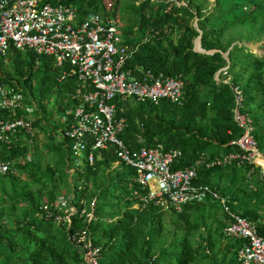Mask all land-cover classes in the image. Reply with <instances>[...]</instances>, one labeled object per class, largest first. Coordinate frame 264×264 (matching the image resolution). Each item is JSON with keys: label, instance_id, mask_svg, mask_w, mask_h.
Wrapping results in <instances>:
<instances>
[{"label": "trees", "instance_id": "16d2710c", "mask_svg": "<svg viewBox=\"0 0 264 264\" xmlns=\"http://www.w3.org/2000/svg\"><path fill=\"white\" fill-rule=\"evenodd\" d=\"M107 1H80L79 13L111 17L120 0L114 4ZM193 3L195 8H189ZM205 3L206 0H189L186 6L142 0L129 8L134 15L120 28L123 40L137 46L128 67L139 65L155 74L177 77L184 83L181 105L166 99L157 104L149 100H116L120 114L128 122L123 134L126 144L132 149L156 143L165 150L177 149L182 157L176 167L188 165L199 153L214 158L236 149L231 142L241 135V130L232 118L230 83L241 87L243 111L251 116L253 136L259 150L264 151V54H253L242 45L225 44L228 31L244 25H250L254 32L252 42L264 37V3L217 0V8L198 19V32L191 19L203 14ZM112 17L121 22L114 14ZM199 35L201 48L215 52L193 50V42ZM226 51L227 59L222 56ZM224 67L231 78L227 83L220 71ZM62 71L52 57L28 50L11 49L6 58H0V80L18 86L27 103L37 104L33 143L25 141L10 149L1 146L0 157L11 161L24 159L36 148V138L41 133L50 140L46 152L52 157L45 174L39 162L24 161L13 164L17 174L0 176V196L8 202L0 205V264H81L72 236L82 229H87L92 243L99 248L101 264H216L219 254L215 248L216 233L212 225H206L209 217L200 206L208 201L219 205L217 201L208 198L201 203H189L181 212L152 202L143 206L147 189L137 182L133 169L122 163L113 165L117 160L114 147L95 151L92 165L84 161L69 172L73 161L71 142L63 136L67 125L61 128L60 141L53 144L55 129L42 121L45 105L51 100L53 110L63 116L79 103L72 98L78 81L70 76L63 78ZM4 118L5 113L0 111V119ZM69 121L68 117L66 122ZM260 175L262 170L249 164L201 169L193 184L207 185L227 197L230 208L253 223L264 237V215L260 214H264V194L251 198L252 191L248 190L251 180L256 187H264L258 181ZM67 177L76 183H69ZM60 183L74 193L75 205L81 199L86 203L94 201V218L90 222L86 223L79 214L85 205L78 208L68 228L43 217L40 207L55 200ZM168 212L174 216L171 224L166 218ZM224 225L225 222L220 236L227 240L222 233ZM200 228L206 237L195 243L192 235ZM227 241L232 243L231 247L218 264H237L239 243Z\"/></svg>", "mask_w": 264, "mask_h": 264}, {"label": "built area", "instance_id": "2783aa9c", "mask_svg": "<svg viewBox=\"0 0 264 264\" xmlns=\"http://www.w3.org/2000/svg\"><path fill=\"white\" fill-rule=\"evenodd\" d=\"M80 1L85 0H0V58H6L11 49L49 56L63 70V78L74 77L79 83L72 94L79 103L64 116L67 128L63 136L71 142L73 161L69 172L84 161L92 165L95 151L114 147L117 160L113 165L122 163L133 169L137 182L147 189L143 206L152 202L181 212L186 204L213 199L227 219L222 229L224 238L239 243L237 264H264V237L255 225L232 210L227 197L207 185L193 184L201 169L249 164L262 170L256 160L264 155L253 136L252 118L243 111L241 87L230 83L232 118L241 130V135L231 142L236 148L233 152L214 158L199 153L188 165L176 167L182 157L177 149L165 150L160 143L132 149L123 139L128 122L120 114L116 100H149L157 104L166 99L181 105L184 83L177 77L155 74L139 65L128 67L137 46L123 40L113 17L79 13ZM226 68L220 70L225 83L231 80ZM36 109V102L27 103L18 86L0 80V111L6 115L0 119V147L10 149L25 141L33 143L37 132ZM138 141L142 138L138 137ZM24 161L31 160L0 157V176L17 174L13 164ZM73 198L70 194L58 195L52 203L42 204L41 214L68 228L78 208L85 205L79 214L86 223L90 222L94 218V201L86 203L81 199L77 206ZM72 242L80 252L81 264H101L100 250L92 243L87 229L74 234Z\"/></svg>", "mask_w": 264, "mask_h": 264}, {"label": "rangeland", "instance_id": "374dc122", "mask_svg": "<svg viewBox=\"0 0 264 264\" xmlns=\"http://www.w3.org/2000/svg\"><path fill=\"white\" fill-rule=\"evenodd\" d=\"M142 0H120L119 8L116 10L114 16L119 19L121 22H117L119 27L121 28L123 24H125V21L129 18L133 17V12L129 10V8L133 5H137ZM152 2L160 1V2H173L176 5H186L188 6L189 0H151ZM201 2L202 0H197ZM217 0H206L205 3V10L203 14H201L200 17L197 15H194V17L191 19V25L193 28L198 30V19L203 18L205 15H210L217 7ZM246 1V0H237V3ZM262 3H264V0H258ZM107 3L114 4L115 0H108ZM196 3H193L189 5V8L194 9ZM112 14V15H113ZM111 15V17H112ZM212 18H209L211 20ZM199 32V30H198ZM254 35V32L251 29L250 25H244L237 28L230 29L225 37V44L227 46L232 45H242L244 46L248 51L252 52L256 55H262L264 54V37L259 42H252L251 38ZM172 37H175V34H173ZM197 39V38H196ZM195 39V40H196ZM194 40V42H195ZM193 42V49H195V45ZM196 49H198L197 43H196ZM228 51V50H227ZM227 51L222 53V56L227 59ZM218 79V76H217ZM129 103V102H128ZM53 103L52 100L45 105V118L42 119L44 123H47L49 126L54 127V131L52 132V136L54 137V143H57L60 141L61 138V128L65 125V118L63 115L59 114L57 111L53 110ZM35 115V114H34ZM36 117V116H35ZM36 148L29 151L27 156L32 162L37 161L40 164L42 173L45 174L48 166L52 163V157L50 154L46 152V148L51 145L50 140L48 136L44 133H41L36 138ZM264 155V151L261 152ZM22 163V162H21ZM22 179L25 180V177L22 176ZM67 181L71 184H75L76 182L72 180L70 177H67ZM258 181L264 184V169L262 168V175L258 178ZM255 186V181L251 180L248 183V190L252 191L251 198L262 196L264 194V187L260 189ZM57 196L59 195H65L70 194L74 195V193L71 191V189H68L63 184L58 185V192ZM8 204L7 200L0 196V205ZM201 209H203L204 214H206L209 217V222L206 223V225H212L214 227V232L216 233V250L219 251L218 254V260L216 264L220 263V259L222 258V255L227 252V250L231 247V242L224 240L220 236V229L224 222L227 221L225 214L223 213L220 206L212 201L206 202L205 205L200 206ZM261 215H264L263 212H261ZM166 218L168 220V223H172L174 220V216L171 212L166 213ZM206 237V233L204 232L203 228H200V230L192 235V238L194 239L195 243H201L204 238ZM193 264H207L206 262L201 263H193Z\"/></svg>", "mask_w": 264, "mask_h": 264}, {"label": "water", "instance_id": "95a60500", "mask_svg": "<svg viewBox=\"0 0 264 264\" xmlns=\"http://www.w3.org/2000/svg\"><path fill=\"white\" fill-rule=\"evenodd\" d=\"M195 43H197V46L199 47V49H196V47H195V49H193L194 51H197V52H200V53H206V54H212L213 52H215V50H212V51H204L202 48H201V46H200V35L197 37V39L195 40V42H194V45H195Z\"/></svg>", "mask_w": 264, "mask_h": 264}, {"label": "bare ground", "instance_id": "6f19581e", "mask_svg": "<svg viewBox=\"0 0 264 264\" xmlns=\"http://www.w3.org/2000/svg\"><path fill=\"white\" fill-rule=\"evenodd\" d=\"M195 47H196V43H195ZM199 49V47H198ZM257 163L260 164L262 166V168L264 169V158H262L261 156L257 158Z\"/></svg>", "mask_w": 264, "mask_h": 264}, {"label": "crops", "instance_id": "0c3cea01", "mask_svg": "<svg viewBox=\"0 0 264 264\" xmlns=\"http://www.w3.org/2000/svg\"><path fill=\"white\" fill-rule=\"evenodd\" d=\"M261 214V213H260Z\"/></svg>", "mask_w": 264, "mask_h": 264}]
</instances>
